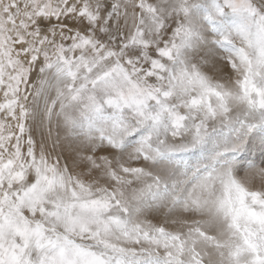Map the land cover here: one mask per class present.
Listing matches in <instances>:
<instances>
[{"label": "snow or ice", "instance_id": "1", "mask_svg": "<svg viewBox=\"0 0 264 264\" xmlns=\"http://www.w3.org/2000/svg\"><path fill=\"white\" fill-rule=\"evenodd\" d=\"M0 264H264V0H0Z\"/></svg>", "mask_w": 264, "mask_h": 264}]
</instances>
